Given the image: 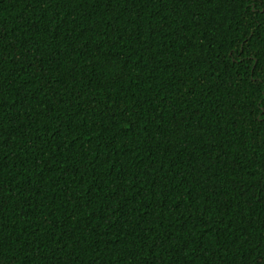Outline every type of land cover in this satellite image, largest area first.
Here are the masks:
<instances>
[{
	"label": "trees",
	"instance_id": "16d2710c",
	"mask_svg": "<svg viewBox=\"0 0 264 264\" xmlns=\"http://www.w3.org/2000/svg\"><path fill=\"white\" fill-rule=\"evenodd\" d=\"M0 264H264V0H0Z\"/></svg>",
	"mask_w": 264,
	"mask_h": 264
}]
</instances>
